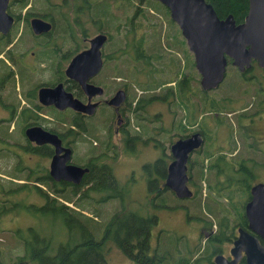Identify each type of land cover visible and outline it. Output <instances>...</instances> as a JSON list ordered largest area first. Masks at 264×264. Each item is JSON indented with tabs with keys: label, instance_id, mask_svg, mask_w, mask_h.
I'll return each mask as SVG.
<instances>
[{
	"label": "flooded vegetation",
	"instance_id": "flooded-vegetation-1",
	"mask_svg": "<svg viewBox=\"0 0 264 264\" xmlns=\"http://www.w3.org/2000/svg\"><path fill=\"white\" fill-rule=\"evenodd\" d=\"M128 2L129 0H7L5 13L10 17V24L6 29L0 30V161H3L1 165L5 167H0L3 168L0 171V223L15 222L18 214H21H17V210L20 209L28 214L34 213L37 216L42 214L43 218L53 217L58 222H62L64 226L65 220L68 219L73 230L78 232L77 240L80 239L81 193L91 186V183H85V176L89 170L96 171L98 165L104 167L111 165L112 158L117 156L114 149L117 143L111 140V137L116 136V140L123 144L122 151L127 148L135 150L137 144L147 142V139L128 129V121L124 115L129 102L127 89L122 86L114 88L106 85L104 78L109 79L111 71L102 69L104 56L107 62H111L114 57L110 33L112 28H115L111 25L112 16L122 19L121 24L118 25V31L127 32L134 27V24H131L127 28L129 20L134 21V13L142 15L145 10V0H130L132 15L127 18L128 4H130ZM32 19H38L47 26L44 25L43 28L34 30L31 25ZM137 33L138 31H135L132 36L139 37ZM97 34L105 36L99 49L101 66L86 83L99 88L101 92L88 97L78 81L66 76L65 70L71 59L87 49L90 39ZM128 36L131 37L130 34ZM123 48L124 45L121 46V49ZM247 70L244 74H247L251 81L259 83L261 79L264 80V71L254 61H251ZM242 72H239V75ZM115 79L120 80L121 78L118 76ZM175 83L176 81L173 82V92ZM44 89L51 91V102H44L48 96L46 93L43 95L42 90ZM260 89L263 91V97L258 101L257 107H262L261 110H264V88L260 87ZM117 90L123 92V100L117 106L108 104V100ZM56 95H59L60 107L55 104ZM65 95L69 96L68 100H73V104L74 101L83 105L94 104L93 112L86 114L80 110H74L65 104ZM172 100L177 101L175 94ZM168 101L163 102L165 105L173 103ZM99 113L103 119L98 126L95 118ZM109 114L113 115V121H107ZM248 116L250 115L240 120L246 119L247 121ZM185 122L193 125L192 121ZM194 126L198 127L197 131L203 137V141L201 147L188 155L187 162L190 157L198 156L202 152L204 142L206 149L210 146L214 151L225 150L223 147L230 145L228 138L218 143V133H212L213 129L210 130L204 123ZM36 127L42 132L54 135L58 141L60 151L57 156L61 158V163L57 159L53 168L50 167V163L52 157L56 155V147L51 143L36 142L27 137V129ZM133 128L136 130L135 126ZM170 130L174 136L172 142L183 138L179 137L180 132H177L183 128L171 125ZM38 132L39 130H33L32 134ZM90 132L93 134L97 132L99 136L93 140L92 144L87 145L83 137ZM152 133L159 135L160 128L154 127ZM207 136H210L209 141L206 140ZM248 136L252 137L250 134ZM155 140L153 147L157 144ZM82 146L86 149L83 154L80 153ZM65 166L82 167L87 171L82 173L77 182H74L71 180L74 179V172L70 171L73 175L70 174ZM61 174L63 177H52ZM186 174L188 176L187 168ZM91 177L89 175V179ZM188 183L189 176L187 180L189 188ZM256 183L259 182L256 181L254 172L253 177L247 183L248 193L245 192L242 209L250 198V188ZM12 184L18 189H15L16 187L12 189ZM29 191L35 193L37 197L34 203H29L31 212H28L27 202L16 199L18 193L28 192L30 194ZM86 196L89 199L83 203H88L90 206V198L93 196L89 192ZM94 199H96L95 196ZM196 217L195 221L204 233L203 245L212 231L208 228V230H203L205 227L202 217L199 215ZM241 220L243 224H230L226 227L228 237L216 245L217 252L212 256V264L217 254L230 259L229 250L233 246V241L238 237V229L253 235L247 228L244 214ZM27 234L29 237L23 239V244L26 246L25 254L32 260H36L37 264L45 256L63 254L65 243L62 244L56 240L63 238L60 236L61 233L57 238L49 241L48 238L35 234L31 226ZM258 240L262 243L259 238ZM52 241H57V245L51 246ZM224 244L229 246L224 248ZM10 264L17 263L14 261ZM237 264H245L243 253Z\"/></svg>",
	"mask_w": 264,
	"mask_h": 264
},
{
	"label": "trees",
	"instance_id": "trees-1",
	"mask_svg": "<svg viewBox=\"0 0 264 264\" xmlns=\"http://www.w3.org/2000/svg\"><path fill=\"white\" fill-rule=\"evenodd\" d=\"M205 1L211 5L218 18L221 19L227 15H231L235 23H240L247 11V0ZM145 3V7L154 6L155 9L160 8L165 15L166 10L157 2L145 0ZM145 13L146 10L143 11L142 15L134 13V21L130 23V25L134 24V27L127 32L124 31V37H121V35L119 36L120 38L117 37V42L119 43L120 41L118 46L119 56H114L110 71L115 73L114 76H120V78L126 80L123 83L125 80L121 79L120 85L126 89L129 86H137L141 90L148 92V90H154L171 81H176V83L174 92L172 87L167 86L161 94L151 93L147 96L141 95L134 99L128 93L129 102L125 112L132 117L131 120L136 130L132 129L134 126L130 127L129 122L128 129L130 132L139 135L145 134V130L148 129L146 128L148 127V123L144 121L145 117L142 111L143 107L149 104L163 101L169 102L168 100L173 102L172 99L175 94V99L182 104L180 108L184 110L187 106L186 110L187 113L189 112L192 122H195V120L192 119L191 111L194 112L195 109L204 106L203 101H187L189 88L191 89L192 87L193 91V86L191 84L190 87V79L186 78V76H183L179 80L178 78H174L176 75V71L174 70V55L167 51L166 47L160 43V33L154 35L148 33L146 35L144 30H139L142 27L140 17H145ZM112 19L118 18L112 16ZM165 20L168 25L174 26L168 17ZM147 27L152 32L154 31V27H151L150 24ZM135 31H138L137 35L139 37H135L133 42H131L128 34L133 35ZM122 45H124L123 49H121ZM130 49L132 53L128 54L127 50ZM105 58L106 56H104L102 69L107 71L108 62ZM247 71L246 69L239 75V80L241 79L246 85L248 83L247 80L251 81L248 75L244 74ZM124 72H128L132 78L124 74ZM252 82L254 81L252 80ZM204 92L206 91L201 90V93ZM207 102L210 104L209 108L220 107L225 109V112L227 110L226 106H219L216 101L211 100ZM227 112H230V110L228 109ZM126 120L128 121L127 117ZM144 125L147 126L145 127ZM191 132L188 130L184 134L180 133L179 137H186ZM163 133L166 135V132ZM89 135L91 142H93V139H97V135H94L92 132ZM168 135L167 145L173 140L170 137L172 135L170 133ZM206 138L209 139L210 137L207 136ZM251 139L253 141L252 137ZM232 140L233 138H228L230 146L227 154L225 150L220 149L218 150L220 152L204 150L200 157H190L187 162V170L189 176L188 184L189 189L192 190V195L187 199H176L173 193L162 185L166 174V165L170 161L168 153L165 154L163 151L154 160L143 165L147 174V187L150 191L148 197L151 206L156 207L157 210H168L173 209L174 205L172 204L181 203L185 210L186 218L191 216L195 220L197 219L195 213H198L204 222L203 226L205 228L207 226L208 229L210 228L212 232L207 236L201 247L193 246L189 249L181 237H175V241H173L168 237L169 233L160 229L151 237V231L156 226L158 220L157 210H150V213L141 215L124 208L126 207V204L123 202L126 190L114 178L110 165L105 167L98 165L96 171L89 170L85 176V183H91V186L81 193L82 205H84L83 201L89 199L86 196L89 192L92 196L93 194L99 195V199L95 197V203L104 202L111 198L116 199L118 203L116 207L120 208L114 207L109 218L102 221L101 224L97 220L100 218V215L96 212L97 208L92 206V209H89V215H85L82 208L79 229L81 232L80 239L68 240L69 242H66L64 245L62 255L45 256L42 261H38V264H107L105 253L107 252L106 243L108 241L113 242L121 253L135 264H212V256L217 252L216 245L228 237L226 227L230 224H243L242 220L238 222L232 220V216H229L223 201L231 203L233 202L234 194L239 193L240 196H244L245 192L248 193L247 183L253 177V166L255 164L258 165L262 161L255 162L256 153L254 151L257 152V149L253 142L249 145L253 149L246 150L244 155H240L238 153L240 147L238 145L235 147L234 143L237 144V142ZM203 156H207L209 159L202 169ZM195 160H198L196 166L194 165ZM252 164L253 166L250 167ZM202 170L204 171L203 173ZM89 175L92 176L90 179ZM198 180L199 182L203 181L208 189L203 188L202 185L200 186L196 182ZM230 182L238 189H231ZM104 192L105 194L101 195ZM219 195L223 197L222 201L216 199ZM92 199L90 198V205L93 203ZM243 201L242 199L240 202V209H242ZM213 225H215L214 230L211 229ZM65 228L69 234L73 230L72 224L69 223L68 219L65 220ZM23 245L24 254L17 257L16 263L37 264L36 260H32L30 256L28 257L25 254L26 246L25 244Z\"/></svg>",
	"mask_w": 264,
	"mask_h": 264
},
{
	"label": "rangeland",
	"instance_id": "rangeland-1",
	"mask_svg": "<svg viewBox=\"0 0 264 264\" xmlns=\"http://www.w3.org/2000/svg\"><path fill=\"white\" fill-rule=\"evenodd\" d=\"M128 3L130 4H128L127 18H130V16L132 15V3L130 2V0ZM157 3L160 4L159 2ZM144 5H146V3H144ZM160 5L166 10L165 15L163 14V11L160 10V8L155 9L154 6H144L146 8V13L145 17H140L142 27H140L139 30H144L146 35L148 33L152 35L160 33V43L166 47L167 51H169L171 54L173 53L174 55V70L176 71V75L174 78L181 79L183 76H186V78L190 79V87L191 84L193 86V91L192 87L191 89L189 88L190 91L187 94V101H203L204 106H200L198 109H195L194 112L191 111L190 114L193 116L192 119L195 120V122H193V125L185 122L191 121V118L189 116V112L187 113V106L184 108V110L180 108V106H182L180 101H175L170 105H165L164 102H155L143 107L142 113L145 117L144 121L148 123V127H146L147 125L144 126L148 129H146L145 134L141 136L144 139H147V142L137 144L135 150L127 148V150L122 151L123 144L120 141L116 140V136L113 135L111 137V140L116 141L117 143V146L114 148L117 152V156H114L112 158L110 166L114 178L117 180L118 184L126 190V196L123 201L126 204V207L124 208H127V210L135 211L141 215L150 213V210H157L156 207L151 206L149 202L148 194H150V191L147 187V174L146 170L143 168V165L147 162H151L156 157H158L160 152L164 151L165 154H169L167 137L169 136V133L172 135V132L170 130L171 125L183 128L184 131L178 130L177 132L184 134L188 130H197L198 127L194 126L195 124L200 125L204 123V125L208 126L210 130L213 129L212 133H218V143L226 138H233L232 141L235 140L237 142V144L234 143V146L236 147L238 145L240 147V150L238 152L240 153V155H244L246 153V150L253 149L249 146L253 142L257 149V152L252 150L256 153L255 162L258 163L260 160L262 161L258 165L255 164L253 166L252 164L250 167L253 166V170L256 175V181L264 184V110H261L262 107H257L258 101L263 97V91L262 89H260V87L264 88V80L261 79L259 83L247 80L248 83L246 85L241 81V79L239 80V72L237 71L236 67L231 65L230 63H227L224 78L219 83L217 88L201 93V89L199 87V75L194 68L192 54L187 50L185 41L181 37L179 29L177 28L175 23L170 20L174 26H170L167 24L165 19L167 17L168 19H170L168 11L162 4ZM114 17L119 18L117 16ZM121 20L122 19L120 18L111 20V25L115 27L110 31L112 35L111 46L114 50V56H119L118 46L120 44V41L119 43L117 42V37H119L120 35L121 37H124L123 33L125 30H123V32H121L120 30L118 31V25L121 24ZM130 23L131 21L127 23V28H129ZM149 24L151 25V27H154L153 32L147 27V25ZM134 38L135 37L131 35V42H133ZM145 40L147 41V39ZM130 51L131 49L128 50V54L132 53ZM112 63V61H109L107 63L108 72H110ZM124 74L130 76L128 72H124ZM114 75L115 73L111 72V77L109 79L104 78V82L106 85H110L115 88L121 85V79L124 78H121V81H119L115 79L117 77ZM125 82L126 80L123 81V83ZM173 82L174 81L168 82L154 90H148V92L141 90V88L137 86H129L127 88V91L130 97L133 99L138 98V96L141 95L147 96L151 93L161 94L163 89L167 86L173 87ZM211 100L216 101L219 106H226L227 110L229 109L230 112H227V110L225 112V109L220 107L214 109L209 108L210 104L207 101L210 102ZM256 110L258 111L253 113ZM124 115L127 117L130 127L134 126L133 121L131 120L132 117L126 114V112ZM247 115H250L247 117V121L246 119L240 120V118L246 117ZM102 119L103 116L101 115V113H99L95 118L97 125L102 121ZM251 119L252 121H250ZM92 120L94 121L93 118ZM113 120V115L109 114L107 121ZM183 126H185L186 128H184ZM154 127H156L157 129L160 128L159 135H155L154 133H152ZM163 132H166V135ZM94 134L99 136L97 132H95ZM249 134L252 135L253 141L251 137L248 136ZM88 136L90 137V135L87 133L83 137V139L88 143L87 145L92 144L91 140L87 138ZM170 137H172V139L174 138V136ZM209 139L206 138V140L208 141ZM154 140L157 143L155 147L152 146ZM204 144L202 152L198 156L192 157H200L203 154L204 150L212 149V147L210 146H208V149H206V144ZM229 146L223 147L225 148L226 154ZM85 150L86 149L82 146L80 153L83 154ZM217 152L220 151H218L217 149ZM208 159L209 158L207 156H203L202 169L207 163ZM82 160L83 156L81 161ZM198 160H195V166L198 164ZM2 162L3 161H0V167L5 168L1 165ZM3 168H0V171ZM203 172L204 171L202 170V173ZM196 182H198L200 186L202 185L203 188L208 189L203 181H200L201 184L199 180ZM11 187L12 189H14L16 186L12 184ZM230 188L233 190L238 189L231 182ZM15 189H18V187H16ZM18 194L19 195H16V199H20L21 202H27L26 207H28V212H31L32 209L29 208V203H34L36 201V194L33 192H30V194L28 192H21ZM104 194L105 192L101 195ZM94 196L99 199V195L93 194V203L90 206H88V203H84L81 209H84V214H89V209H92V206H94V208H97L96 212L100 215V218H98L97 220L101 224L102 221L109 218V216L112 214L113 208L116 207L118 203L116 199L111 198L104 202L95 203ZM233 198V202L229 203L223 201V203L225 205L226 211L229 213V216H232V220L238 222L241 220L243 214V209H240L239 205L241 200H244V196H240L239 193H236L234 194ZM216 199L222 201L223 197L219 195ZM172 205H174L173 209L157 210L158 220L156 226L151 231V237H153L157 230L160 229L169 233L170 235H168V237L173 241H175V237H181V239L184 240L187 248L189 249L193 246L201 247L202 242L205 238L204 233L202 232V228L198 227L197 222L193 220L191 216L186 218L185 210L181 203H174ZM116 208L119 209L120 207ZM17 214L18 217L15 222L10 223L8 221H4L3 223H0V262L2 264H10L14 261H17V257L24 254L23 239L29 237L27 233L28 229L31 226L35 231V234H37L38 236H44L48 238L49 241L57 238L60 233V236H62L63 238L56 240H58L62 244L69 242L68 240L72 241L78 238V232L74 230H72L70 233L71 235L68 236L69 233L64 224L62 222H58L53 217L43 218L42 214L40 216H37L34 213L28 214L20 209L17 210ZM195 215H198V213H195ZM211 229L214 230L215 225L211 227ZM203 230H208L207 226ZM50 244L51 246H56L57 241H52ZM183 245L186 246L185 244ZM228 246V244H224V248H227ZM106 248L107 252L105 253V255L107 264H135L133 261L125 257L113 242L108 241L106 243Z\"/></svg>",
	"mask_w": 264,
	"mask_h": 264
},
{
	"label": "water",
	"instance_id": "water-1",
	"mask_svg": "<svg viewBox=\"0 0 264 264\" xmlns=\"http://www.w3.org/2000/svg\"><path fill=\"white\" fill-rule=\"evenodd\" d=\"M155 1L167 9L170 20L179 29L187 50L192 54L201 90L209 91L217 88L224 78L228 61L239 72L249 68L251 61L264 71V0H247V11L240 23H235L231 15L218 18L211 5L205 0ZM6 4L7 0H0V30L6 29L10 24V17L5 13ZM31 25L34 30L47 26L38 19H32ZM104 39L105 36L102 34L91 38L89 47L74 56L65 70L66 76L78 81L88 97L101 92L99 88L87 84L86 81L96 74L101 66L99 49ZM42 92L43 95L48 94L44 102H51V91L44 89ZM58 96L56 95L55 104L60 107ZM64 98L65 104L74 110L86 114L93 112L94 104L83 105L77 101L73 104V100H68V95ZM123 98V92L117 90L108 100V104L117 106ZM33 130L39 132L32 134ZM26 134L30 140L51 143L56 147V155L52 157L50 163L51 168L57 163V159L61 163V158L57 156L60 148L54 135L42 132L37 127L27 129ZM202 141L201 134L195 131L186 137L178 138L169 146L170 161L166 165L162 185L177 199H186L192 195V191L187 187L186 162L188 155L202 146ZM65 167L70 174L74 172V179H71L74 182H77L82 173L87 171L82 167ZM50 173L53 174L52 170ZM52 177L60 178L63 174ZM243 214L247 228L253 235L238 229V237L229 250L230 259L217 254L213 258L214 264H237L241 253L244 254L245 264H264V184L256 183L250 188V198L244 204Z\"/></svg>",
	"mask_w": 264,
	"mask_h": 264
}]
</instances>
